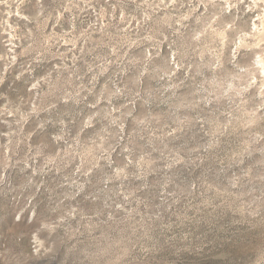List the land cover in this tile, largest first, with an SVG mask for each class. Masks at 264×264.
<instances>
[{
  "label": "clouds",
  "instance_id": "obj_1",
  "mask_svg": "<svg viewBox=\"0 0 264 264\" xmlns=\"http://www.w3.org/2000/svg\"><path fill=\"white\" fill-rule=\"evenodd\" d=\"M264 264V0H0V264Z\"/></svg>",
  "mask_w": 264,
  "mask_h": 264
},
{
  "label": "rangeland",
  "instance_id": "obj_2",
  "mask_svg": "<svg viewBox=\"0 0 264 264\" xmlns=\"http://www.w3.org/2000/svg\"><path fill=\"white\" fill-rule=\"evenodd\" d=\"M60 259L61 257H57L45 262V264H60ZM143 264H165V261L159 256H149ZM175 264H220L219 253H210L201 258L189 257L187 254H184L181 259L175 260Z\"/></svg>",
  "mask_w": 264,
  "mask_h": 264
}]
</instances>
